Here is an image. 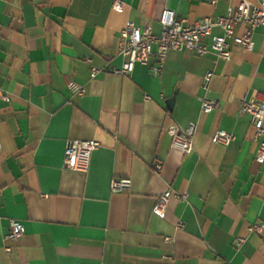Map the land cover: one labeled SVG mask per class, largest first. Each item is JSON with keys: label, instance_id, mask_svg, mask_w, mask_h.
I'll use <instances>...</instances> for the list:
<instances>
[{"label": "crops", "instance_id": "crops-1", "mask_svg": "<svg viewBox=\"0 0 264 264\" xmlns=\"http://www.w3.org/2000/svg\"><path fill=\"white\" fill-rule=\"evenodd\" d=\"M123 1L115 10L112 0H0V264H264V226L248 230L264 223V161L239 114L240 100L264 92V24L250 50L230 42L229 60L169 50L157 75L154 56L116 75L127 20L158 34L165 6L192 24L242 0ZM86 57L100 69L93 78ZM200 97L218 105L203 112ZM189 123L183 154L171 138ZM216 130L233 139L214 142ZM68 138L98 142L85 172L64 166ZM123 177L129 187L111 192ZM168 185L186 198L170 194L159 216ZM8 218L24 227L12 240Z\"/></svg>", "mask_w": 264, "mask_h": 264}, {"label": "built area", "instance_id": "built-area-1", "mask_svg": "<svg viewBox=\"0 0 264 264\" xmlns=\"http://www.w3.org/2000/svg\"><path fill=\"white\" fill-rule=\"evenodd\" d=\"M218 0H207L214 5ZM112 8L120 10L124 6L123 0H112ZM160 31L158 34L152 32L150 25L138 27L131 20L125 22L124 27L118 32V54L122 61L119 66L109 69L116 75L129 74L136 63L146 64L150 56H154L155 64L151 66L153 75H157L164 64L169 50H188L199 56L212 53L217 59L229 60L231 56L230 42L240 46L244 50H250L253 42L251 34L253 30L264 24V0H256L252 3L242 0L236 6H228L224 13L215 16H206L192 24H187L182 19L176 18L173 9L165 6L158 18ZM236 26H243L240 33H235ZM218 29L219 33L213 30ZM155 46V48H153ZM85 61L90 64L89 77L93 78L100 71L99 68L91 64L89 57ZM212 72L206 71L204 88L207 87ZM69 90L82 95L85 92L83 85L71 80L67 81ZM200 110L209 112L218 103L214 99L200 97ZM239 114H249L250 123L253 127V139L257 141L255 159L258 162L264 161V92H256L250 100L242 99L239 102ZM194 123H189L184 129L175 128L171 138V147L181 153H188L192 150V137L194 133ZM233 139V134L226 130H216L212 134L214 142L227 144ZM98 147V142L94 139H71L65 140L63 150V164L70 170L85 172L90 163L91 152ZM161 164L155 162L153 169L157 172ZM130 185L129 178H111L109 189L111 192H122ZM170 194L180 200L186 198L185 193L175 192L169 185L158 196L153 212L162 216L166 202ZM8 232L5 238L12 240L24 233V227L20 220L8 218ZM264 223L255 222L248 227V230L256 233L262 232ZM169 240V237H165ZM242 239L237 241L239 245ZM8 251L9 247L6 246ZM76 264H98L92 262H77Z\"/></svg>", "mask_w": 264, "mask_h": 264}]
</instances>
